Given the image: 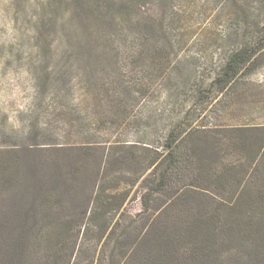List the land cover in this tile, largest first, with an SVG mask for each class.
<instances>
[{
    "label": "rangeland",
    "instance_id": "374dc122",
    "mask_svg": "<svg viewBox=\"0 0 264 264\" xmlns=\"http://www.w3.org/2000/svg\"><path fill=\"white\" fill-rule=\"evenodd\" d=\"M110 5L113 27H80L69 3L0 0V264H147L122 258L146 201L188 226L225 168L264 182V129L226 115L220 83L239 44H264V0ZM178 146L193 162L154 191Z\"/></svg>",
    "mask_w": 264,
    "mask_h": 264
},
{
    "label": "trees",
    "instance_id": "16d2710c",
    "mask_svg": "<svg viewBox=\"0 0 264 264\" xmlns=\"http://www.w3.org/2000/svg\"><path fill=\"white\" fill-rule=\"evenodd\" d=\"M64 3L72 6L68 16L79 22L88 20L87 13H96L100 18L108 14L106 23L111 27L116 20V16L111 15L113 6H106L110 0H52V4L57 6ZM80 25L84 27L81 22ZM45 27V24L41 27L42 32ZM200 139L203 138L196 137V152L202 147L200 143L197 145ZM187 151L178 146L179 157L176 155L168 160L170 162H162L157 166L160 181L154 191H163L169 185L171 175L188 171V163L194 159L192 151ZM230 171L225 168L224 173L215 174L214 180L209 178L221 193L214 194L196 187V190L207 194L204 197L208 198L209 206L212 207L197 208L192 212V222L188 226L174 224L172 228L161 219L169 209H162V205L151 207L149 200L146 201L144 209L137 216L141 224L136 238L139 240L138 248L135 252L127 249L122 258L137 254L147 264H229L223 254L234 252L239 255V264H242L243 258L264 264V182L261 184L254 177L231 175ZM97 213L99 211H94L91 220ZM116 231L117 228H114L111 234L115 235ZM179 243L187 245L183 252ZM185 254L188 256L185 257Z\"/></svg>",
    "mask_w": 264,
    "mask_h": 264
},
{
    "label": "crops",
    "instance_id": "0c3cea01",
    "mask_svg": "<svg viewBox=\"0 0 264 264\" xmlns=\"http://www.w3.org/2000/svg\"><path fill=\"white\" fill-rule=\"evenodd\" d=\"M232 60H240V74L226 75L223 83L225 113L234 122L264 129V44H239Z\"/></svg>",
    "mask_w": 264,
    "mask_h": 264
}]
</instances>
